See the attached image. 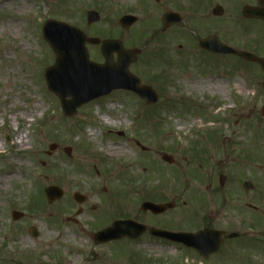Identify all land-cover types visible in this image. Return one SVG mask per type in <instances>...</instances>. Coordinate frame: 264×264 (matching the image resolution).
Instances as JSON below:
<instances>
[{"label":"rangeland","instance_id":"obj_1","mask_svg":"<svg viewBox=\"0 0 264 264\" xmlns=\"http://www.w3.org/2000/svg\"><path fill=\"white\" fill-rule=\"evenodd\" d=\"M136 1L0 0V177L15 171L10 180H0V264H264V238L259 244L256 235L254 245L262 249H234L208 261L192 251L156 246L146 238L92 242L95 233L139 214L149 195L181 191L188 184L206 186L204 175H218V169L224 175L232 156L241 157L243 152L254 165L250 170L240 164L236 173L259 172L252 183L264 191V120L259 114L264 77L241 60L222 78L196 73V63L183 62L185 49H178L162 32L153 10L144 12L142 23L120 29L118 20L137 12ZM88 11L98 13L97 23L87 24ZM48 19L78 28L87 38L116 39L124 50L140 49L129 72L142 86L152 87L158 103L149 106L132 94L117 92L65 117L43 78L54 63L41 35ZM254 27L252 38H243L238 26L240 46L245 40L258 43L263 31ZM178 34L186 41L192 36L185 30ZM86 47L90 61L103 63L100 43ZM194 52L187 55L200 56ZM115 59L116 55L113 63ZM208 85L215 86L217 103H211L204 91ZM35 103L41 107L34 108ZM108 103L114 106V115L105 109ZM104 114L117 124L101 125ZM90 128L100 136L87 141L84 134ZM19 135L27 136L23 150L12 145ZM110 141L124 152L122 156L107 153ZM50 145L55 149L50 151ZM165 155L176 165L163 161ZM50 186L63 191L52 204L44 196ZM74 193L85 196L86 203L75 204ZM78 208L83 212L76 217ZM13 211L23 218L13 221ZM255 216L257 234L259 228L264 231V218ZM30 228L38 232L36 238L29 235Z\"/></svg>","mask_w":264,"mask_h":264},{"label":"flooded vegetation","instance_id":"obj_2","mask_svg":"<svg viewBox=\"0 0 264 264\" xmlns=\"http://www.w3.org/2000/svg\"><path fill=\"white\" fill-rule=\"evenodd\" d=\"M135 8L139 16L137 23L144 21V12L147 10L157 12L156 21L161 23L162 32L171 37L178 49H185L181 54L184 57L183 62L190 65L195 62V72L203 76L215 73L218 78H222L223 73L229 75L236 69L240 58L217 52L219 43L233 50L264 58V23L244 14L245 8L263 9L264 0H137ZM165 19L167 21L164 22ZM238 26L243 38H252L253 26L263 31L262 37L256 38V44L249 45L245 40L240 46ZM180 30L191 32V39H182L178 34ZM202 40L208 41L204 48L199 46ZM189 50L195 51L193 55L199 53L200 56H188ZM181 55L179 56L182 57ZM251 64L255 67L257 76L264 77L259 65ZM204 91L209 94L211 103H217L219 96L215 86L208 85ZM241 154V157L232 156L224 175L220 172L221 169L217 170L218 175H204L208 180L206 186L188 184L181 191L175 188L169 189L171 191L167 193L149 195L148 200L141 202L139 209L143 203L150 202L163 206L164 210L152 214L140 209L139 214L130 220L143 225L145 231L136 240H126L133 242L146 238L156 246L166 249H219L206 261L221 255L222 252L227 255L234 249H262L254 245L253 239L256 235L260 244L264 238V231L260 228L257 234H254L255 215L264 218V191L262 187L258 185L256 188L252 183L255 177L258 178L259 172L256 175L251 171L248 174L236 173L240 164L251 166L250 170L254 165L251 156L244 152ZM175 161L171 158L170 165L175 166ZM257 169L262 170V167L257 166ZM82 199L85 204L86 197ZM76 212H80V216L83 211L78 208ZM68 221L78 224L75 219ZM151 229L172 234L202 235L188 239L165 238L152 236Z\"/></svg>","mask_w":264,"mask_h":264},{"label":"water","instance_id":"obj_3","mask_svg":"<svg viewBox=\"0 0 264 264\" xmlns=\"http://www.w3.org/2000/svg\"><path fill=\"white\" fill-rule=\"evenodd\" d=\"M244 14L261 19L264 22V8H246ZM86 21L88 24L96 23L99 21V16L96 12L90 11L86 15ZM134 22L135 19L133 17H123L119 20V25L122 29H128ZM165 26H167V23ZM42 35L55 56L54 65L45 70L44 78L48 90L58 97L64 116L72 118L78 108L118 90L134 93L147 104L157 102L154 92L147 87H139V81L128 72L129 65L136 59L137 50L124 51L120 42L104 40L101 42L100 48L104 64L98 65L89 61L88 53L85 49L86 42L96 45L99 43L97 39H87L78 29L52 20H47L44 23ZM203 44L205 42H200L201 46ZM218 51L223 54H236L249 62H258L264 71V59H257L253 55L244 52H235L225 48V46H222V49L219 46ZM114 54L117 55L116 64L112 63ZM262 87L264 88V82ZM262 116H264V107L262 108ZM53 149L54 146H50V150ZM65 152L69 155L70 149L65 150ZM163 160L170 163L169 157H164ZM44 192L49 204L62 197V191L56 187H49ZM73 199L79 204L83 202L82 197L78 194H75ZM142 210L158 214L163 211V207L145 203L142 205ZM22 216L21 213L13 212L12 220L18 221ZM143 231L144 227L134 222H116L110 229L96 234L93 237V241L97 244L118 240L123 237L135 239ZM29 234L33 238L38 236L33 228L29 230ZM150 234L175 239L196 237L182 234L172 235L154 229L150 231ZM194 250L202 257L208 258L218 249H199L196 247Z\"/></svg>","mask_w":264,"mask_h":264},{"label":"bare ground","instance_id":"obj_4","mask_svg":"<svg viewBox=\"0 0 264 264\" xmlns=\"http://www.w3.org/2000/svg\"><path fill=\"white\" fill-rule=\"evenodd\" d=\"M41 106L38 105V104H34V108H40ZM105 109L109 112H111L113 115H114V106L111 104V103H108L105 105ZM99 113V110L94 114V115H97ZM14 121L13 122H16V118H13ZM100 120L102 121V124L104 126H110V127H113L117 124V122H113L110 118H108V115L107 114H104ZM92 122L94 121L95 122V119L92 118L91 120ZM100 136V133H98L97 129L96 130H92L91 128L87 130V133L84 134V137L87 141H91V140H95L97 139L98 137ZM26 138L27 136H24V135H19L17 136L15 142L12 144L13 146H16V148L18 150H23L25 148V145L27 144L26 142ZM3 148V144L0 142V150H2ZM118 145L116 144H113L111 141L108 143V146H107V153H109L111 156H116V157H120L123 155V151H119L118 150ZM15 176V171H10V172H7L5 174H3L1 177H0V180H10L11 178H13ZM23 242V241H22Z\"/></svg>","mask_w":264,"mask_h":264}]
</instances>
